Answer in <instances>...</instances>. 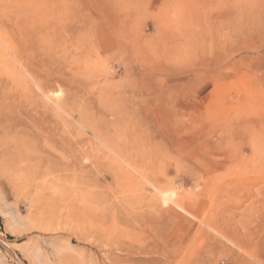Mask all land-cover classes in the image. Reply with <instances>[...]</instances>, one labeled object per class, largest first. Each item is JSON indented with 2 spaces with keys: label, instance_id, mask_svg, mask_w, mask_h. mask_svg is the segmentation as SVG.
Wrapping results in <instances>:
<instances>
[{
  "label": "rangeland",
  "instance_id": "rangeland-1",
  "mask_svg": "<svg viewBox=\"0 0 264 264\" xmlns=\"http://www.w3.org/2000/svg\"><path fill=\"white\" fill-rule=\"evenodd\" d=\"M0 27V141L37 136L0 145V264H264V0H0Z\"/></svg>",
  "mask_w": 264,
  "mask_h": 264
},
{
  "label": "bare ground",
  "instance_id": "bare-ground-1",
  "mask_svg": "<svg viewBox=\"0 0 264 264\" xmlns=\"http://www.w3.org/2000/svg\"><path fill=\"white\" fill-rule=\"evenodd\" d=\"M1 28V27H0ZM1 31V30H0ZM3 31V30H2ZM4 31H5V29H4ZM7 31V30H6ZM5 33V32H4ZM2 34V33H1ZM9 35V34H8ZM3 37V36H2ZM13 37V36H12ZM9 39V38H8ZM1 40V39H0ZM7 40V39H6ZM11 40V39H10ZM1 42V41H0ZM8 42V41H7ZM7 42H5L4 43V45H5V49L9 52V54H10V56L13 58V59H15V60H13V61H15V62H17L18 64H22V57L23 56H20L19 54H18V52L14 49L15 47H13L12 46V44H10V43H7ZM2 43V42H1ZM16 43V42H15ZM3 45V46H4ZM4 48V47H3ZM4 49V50H5ZM6 51V52H7ZM2 55H4L3 53H1ZM8 54H6V56H7ZM5 56V55H4ZM9 56V55H8ZM10 58V57H9ZM4 60V59H3ZM2 61V60H1ZM10 61V60H9ZM3 64H4V61H3ZM10 64H11V62H10ZM10 64H7V65H10ZM13 64V63H12ZM22 66V65H21ZM12 67H14V65L13 66H11V68ZM16 67V66H15ZM8 68H10V67H8ZM16 69H18V68H16ZM11 70V69H10ZM14 68H12V72H14ZM18 77H20V76H18ZM19 79V78H18ZM12 82V81H11ZM20 83V82H19ZM23 83H27V82H23ZM24 86V85H23ZM25 88H27V86L25 87ZM29 88V87H28ZM29 90V89H28ZM27 90V91H28ZM17 95V94H16ZM19 95V94H18ZM20 97V96H19ZM21 97H22V95H21ZM24 97V96H23ZM22 97V98H23ZM17 98V97H16ZM20 100V99H19ZM17 102V101H16ZM2 103V102H1ZM28 103V102H27ZM7 104V103H6ZM18 104H19V102H18ZM8 105V104H7ZM1 106V105H0ZM19 106V105H18ZM26 106H28V105H26ZM15 106H13V108H14ZM21 107V106H20ZM4 108V107H3ZM16 108H17V106H16ZM22 108H23V106H22ZM57 108L61 111V112H63L64 114H66L71 120H73L76 124H78V125H81V126H84L85 124V121L86 120H84V118H83V114L81 113V112H79V113H76L74 110H73V108H72V105L70 104L69 106H67L66 104L63 106L62 104H57ZM19 109V108H18ZM17 109V110H18ZM32 109V108H31ZM5 110L6 111H8V112H13V109L12 108H10L9 106L8 107H5ZM15 110V109H14ZM21 110V109H20ZM24 110V109H23ZM16 111V110H15ZM27 111V110H26ZM23 112V111H22ZM14 113V112H13ZM28 113H29V111H28ZM24 114V113H23ZM25 114H27V113H25ZM31 113H29V115H30ZM119 114V113H118ZM32 115V114H31ZM120 115V114H119ZM13 116V115H12ZM19 116V115H18ZM25 116H27V115H25ZM53 116V115H52ZM104 116V115H103ZM160 116V115H159ZM9 117V116H8ZM22 117V116H21ZM21 117H19V118H21ZM107 117V116H106ZM3 118V117H2ZM28 118L30 119V117L28 116ZM42 118V117H41ZM43 119H45V118H43ZM43 119H41V121L43 122ZM107 119V118H106ZM124 119V118H123ZM127 119V118H126ZM1 120V119H0ZM21 120V119H20ZM24 120V119H23ZM23 120H21V121H23ZM28 120V119H27ZM33 120V119H32ZM32 120H30V121H32ZM114 121V123H112L111 125L113 126V129H112V132H113V134H111L112 136H110V137H106L110 132H108L109 131V129H107V130H105V131H100V130H98L97 131V129L96 128H94V127H91V129H89V134H91L92 136H93V138L96 140V142L98 143H100L101 145H102V147H103V149H100L101 147L99 146H97V147H94V149L95 148H98L97 149V155L98 156H101V157H104V158H106V160L108 161V163H109V167L111 168L110 170H106V169H103L106 173H111L112 175H121V173H124L125 171H126V169H125V166H127V167H132V165H133V162H134V158H133V151H132V149H130L129 148V146H130V144L129 143H134L135 141L133 140V142H131L132 140L130 139V135L129 134H127V130L129 129V124H128V122H126V120L125 121H120L119 119H116V117H115V119H113ZM2 121V120H1ZM4 121V120H3ZM8 121H9V119H8ZM7 121V122H8ZM11 121V120H10ZM40 120H38V122H39ZM72 121V122H73ZM111 121V120H110ZM143 121V120H142ZM4 122H6V120L4 121ZM24 122V121H23ZM26 122V121H25ZM28 122V121H27ZM26 122V123H27ZM33 122H35V120L33 121ZM32 122V123H33ZM36 122H37V120H36ZM57 122V121H56ZM99 122V121H98ZM134 122V121H133ZM3 123V122H2ZM8 123H10V122H8ZM39 123H41V122H39ZM68 123V122H67ZM59 124V123H58ZM96 124V123H95ZM94 124V125H95ZM28 125V124H27ZM35 125V124H34ZM38 125V124H37ZM45 126H46V124H44ZM69 125V124H68ZM104 125V124H103ZM106 125H107V123H106ZM7 126V125H6ZM14 126V125H13ZM19 126V125H18ZM36 126V125H35ZM41 126V125H40ZM52 126V125H51ZM63 126H65V125H63ZM70 126V125H69ZM2 127V126H1ZM4 127V126H3ZM1 128V133H2V135H4V137L6 136L7 137V139L4 141V142H2L1 143V141H0V145H3L4 146V144H6L5 146V148L3 149V151H2V155L3 156H5V157H8V158H10L14 163H16V162H20V161H24V160H28L30 157H31V155H33L34 156V154H33V152H35V149H34V145H33V141L35 142V138L37 137V136H34V135H32V134H30L29 132H24L23 134H21V133H19V134H15L13 131L16 129H11V126H8V127H5V128ZM14 127H16V126H14ZM14 127H12V128H14ZM42 127V126H41ZM55 127V126H54ZM90 127V126H89ZM107 127V126H106ZM110 127V126H109ZM24 128H25V126H24ZM32 128V127H31ZM82 128V127H81ZM105 128V127H104ZM108 128V127H107ZM139 128V127H138ZM142 128V127H141ZM26 129H27V127H26ZM41 129V128H40ZM72 129V128H71ZM100 129V128H99ZM21 130V129H20ZM19 130V131H20ZM29 130V129H28ZM56 130V129H55ZM138 130V129H137ZM24 131V130H23ZM36 131V130H35ZM88 132V131H87ZM131 132V131H130ZM129 132V133H130ZM136 132V131H135ZM32 133V132H31ZM55 133H57V132H55ZM76 133V132H75ZM133 134V133H132ZM41 135V134H40ZM133 136V135H132ZM134 136H135V134H134ZM42 137V136H41ZM2 138H3V136H2ZM40 138V137H39ZM75 138V137H74ZM142 138V137H141ZM38 139V138H37ZM42 139V138H41ZM49 139V138H48ZM136 139V138H135ZM1 140V139H0ZM39 140V139H38ZM52 141H54V140H52ZM59 141V140H58ZM74 141V140H73ZM39 142V141H38ZM64 142V141H63ZM75 142H77L76 140H75ZM50 143H51V141H50ZM58 143H60V142H58ZM62 143V142H61ZM61 143H60V145H61ZM66 143V142H65ZM81 143V142H80ZM80 143H78L79 145H80ZM57 144V143H56ZM55 144V145H56ZM63 144V143H62ZM76 144V143H75ZM75 144L73 145V146H75ZM77 144V145H78ZM92 144V143H91ZM95 144V143H94ZM99 144V145H100ZM52 145V144H51ZM54 145V144H53ZM58 146H59V144H58ZM84 146V145H83ZM38 147V146H37ZM55 147V146H54ZM78 147V146H77ZM42 148V147H41ZM55 148H57V147H55ZM62 148V147H61ZM73 148H75V147H73ZM72 148V149H73ZM81 148V147H80ZM92 148V147H91ZM58 149V148H57ZM79 149V148H78ZM61 150V149H60ZM76 150H77V148H76ZM82 150V149H81ZM81 150H80V152H81ZM84 150V149H83ZM92 150V149H91ZM0 151V152H1ZM46 151V150H45ZM50 151V150H49ZM48 151V152H49ZM52 152H49V153H53V154H56L57 155V153H56V151H55V149H53L52 148V150H51ZM68 152H70V154H71V157L73 158V159H78L77 158V156H76V152H74L73 150H70V148L67 150ZM79 151V150H78ZM42 152H44V151H42ZM47 152V153H48ZM61 152V151H60ZM83 152V151H82ZM84 152H85V150H84ZM40 153H41V150H40ZM46 152H45V155L47 154ZM67 153V152H66ZM100 153V154H99ZM51 154H49V155H51ZM60 154V153H59ZM1 155V154H0ZM92 155V154H91ZM2 156V157H3ZM39 156L42 158L43 156H41L40 154H39ZM38 156V157H39ZM52 156V155H51ZM81 156H82V154H81ZM85 156V155H84ZM46 157V156H45ZM54 157H55V155H54ZM52 158V157H51ZM57 158V157H56ZM61 158V157H60ZM42 159H44V158H42ZM62 159V158H61ZM85 159V158H84ZM49 160V159H48ZM87 160V159H86ZM40 161H41V159H40ZM60 161V160H59ZM74 161V160H73ZM106 161V162H107ZM11 162V161H10ZM42 162V161H41ZM56 162V161H55ZM67 162V161H66ZM105 162V161H104ZM43 163V162H42ZM47 162L45 161V164H46ZM60 163H62L63 164V162H60ZM68 163V162H67ZM70 163V162H69ZM72 163V162H71ZM57 164V163H56ZM55 164V165H56ZM74 164V163H73ZM94 164V163H93ZM92 164V165H93ZM64 165H66V164H64ZM76 165V164H75ZM83 165V164H82ZM106 165V164H105ZM46 166V165H45ZM68 166V165H67ZM43 167V166H42ZM61 167V166H60ZM59 167V168H60ZM71 167V166H70ZM28 169H32V166H29V167H27ZM45 169H47V168H45ZM70 169V168H69ZM68 169V170H69ZM74 169H75V167H74ZM134 169V168H133ZM86 170V169H85ZM40 171V170H39ZM44 171V170H43ZM48 171V170H47ZM56 171V170H55ZM67 171V170H66ZM143 171V170H142ZM18 172V171H17ZM58 172V171H57ZM60 172V171H59ZM79 171H77V170H74L73 171V174L75 175V177H78V176H81L79 173H78ZM101 172V171H100ZM40 173H42V172H40ZM45 173V172H44ZM52 173V172H51ZM82 173H83V171H82ZM97 174H98V172H97ZM29 175V174H28ZM88 175V174H87ZM99 175V174H98ZM14 176V175H13ZM95 176V175H94ZM101 176H104V175H101ZM116 176H115V178H116ZM126 176H128V175H126ZM143 176H144V174H143ZM85 177V176H84ZM87 177V176H86ZM106 177V176H105ZM101 178V177H100ZM135 178V177H134ZM146 178V177H145ZM125 180V179H124ZM126 181V180H125ZM129 182V181H128ZM134 183V182H133ZM125 185V184H124ZM130 185V184H129ZM161 195H162V197L164 198V200H169V198H168V196H166V193L165 194H163V193H160ZM170 197V196H169ZM154 198V197H153ZM172 200V199H171ZM92 205V204H91Z\"/></svg>",
  "mask_w": 264,
  "mask_h": 264
}]
</instances>
